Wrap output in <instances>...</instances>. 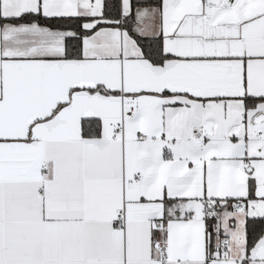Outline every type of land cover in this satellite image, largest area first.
I'll return each instance as SVG.
<instances>
[{
    "label": "snow or ice",
    "instance_id": "obj_1",
    "mask_svg": "<svg viewBox=\"0 0 264 264\" xmlns=\"http://www.w3.org/2000/svg\"><path fill=\"white\" fill-rule=\"evenodd\" d=\"M0 264H264V0H0Z\"/></svg>",
    "mask_w": 264,
    "mask_h": 264
}]
</instances>
